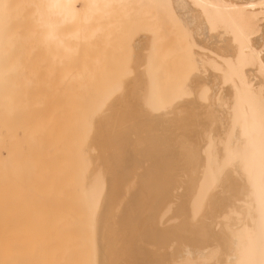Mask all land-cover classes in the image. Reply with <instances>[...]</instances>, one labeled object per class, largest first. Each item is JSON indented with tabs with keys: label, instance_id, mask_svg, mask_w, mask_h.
<instances>
[{
	"label": "bare ground",
	"instance_id": "bare-ground-1",
	"mask_svg": "<svg viewBox=\"0 0 264 264\" xmlns=\"http://www.w3.org/2000/svg\"><path fill=\"white\" fill-rule=\"evenodd\" d=\"M20 24L28 57L60 70L49 134L36 104H11L36 83L7 72ZM30 155L49 173L0 179V247L51 244L59 264H264V0H0V156Z\"/></svg>",
	"mask_w": 264,
	"mask_h": 264
},
{
	"label": "rangeland",
	"instance_id": "rangeland-1",
	"mask_svg": "<svg viewBox=\"0 0 264 264\" xmlns=\"http://www.w3.org/2000/svg\"><path fill=\"white\" fill-rule=\"evenodd\" d=\"M11 29L17 31L16 33L22 32L21 34L23 36L19 37V39L17 38L15 41L9 40L8 46L12 47L14 53L12 55L13 57L8 60L9 66L7 68V72L9 74H12V76L14 74L16 75V72H23L26 75L30 73L34 74L36 82L33 84L30 83L29 85L25 84L23 89L24 94H21L20 97L16 98V100L12 99L11 104H22L27 106L36 104L39 110L38 113H41L42 115V124L40 125V127H43L44 133L46 132V134H49L52 132L54 120H57L56 127H58L59 108L61 111L60 105L62 104V101L61 99L57 97L55 98L54 96L55 93L57 96L60 92V70L55 72L53 76L50 74L51 58L49 53L45 54V58L43 59V62L48 63L47 67L43 64V62L36 61L28 57V52L30 50H35V46L30 42L29 38L32 34V31L29 26L20 24L12 26ZM9 86L16 87L15 83L12 84V86L11 83H9ZM56 133L57 132H54V134ZM28 157L29 158H26L27 160L21 162L19 160L13 159L10 161L8 160L9 157L0 156V179L2 180L3 178H5L3 179V181H8V179L12 180L13 178H15V171H17V173L18 171H20L18 175L22 177L20 181L21 183L33 184L38 182L42 175L46 177V175H48L49 173L48 163L40 161V156L37 157L35 155H30ZM10 168H13V170L10 171ZM40 168H43L44 170H36ZM43 180V182H47V179ZM226 196H229V193H226ZM52 199V197H48L47 201L44 203L45 205H47V207L44 208V211L46 210L45 214L47 219H49V223H51V225H53L52 223L54 222L56 217L55 206H53L54 199ZM50 200H52V202ZM5 201L6 200H3V198H0V229H6L3 226L4 218H6L5 223L8 228L10 224L7 223V220L9 219L7 213H9L8 208L10 206ZM234 204L237 207L236 212L240 215L241 219L231 222L232 228L239 227L241 226V224L245 223V216L243 215V211L239 208V206L242 205V199L238 198L234 201ZM228 210H231V208H225L222 212H227ZM223 216H225V214H222L221 218ZM57 248L58 247L55 248L51 244L49 245V247H44L43 250L41 247H0V264H59L56 254ZM47 253L50 254L48 255ZM15 254H17V256ZM5 255L6 257H4ZM20 255L22 258L20 257ZM20 260L22 261V263Z\"/></svg>",
	"mask_w": 264,
	"mask_h": 264
}]
</instances>
